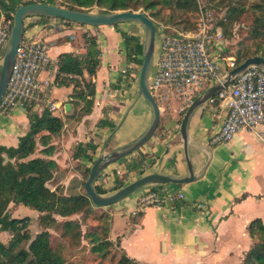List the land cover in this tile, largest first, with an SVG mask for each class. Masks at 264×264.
I'll return each mask as SVG.
<instances>
[{
	"label": "crops",
	"instance_id": "crops-1",
	"mask_svg": "<svg viewBox=\"0 0 264 264\" xmlns=\"http://www.w3.org/2000/svg\"><path fill=\"white\" fill-rule=\"evenodd\" d=\"M32 21L28 18L25 25ZM128 23H122L120 27L129 32ZM74 26L59 34L48 35L51 40L50 64L41 72L40 78L52 83L40 93L38 106L43 107L41 102L47 98L58 106L53 114L65 122L61 136L55 140L59 148L53 158L61 167L57 172L62 175L58 185L66 187L72 178H80L81 175L72 167L78 163L72 159L78 143L100 144L96 159L107 142L114 145L113 149L126 144L140 136L152 120V111L146 101L138 93L131 96L134 86L126 92L116 87L123 84L118 78L126 68L122 59L125 42L122 34L112 25L85 26L84 32H91L97 37L102 57L96 74L89 76L86 73L80 77L91 81L94 77L96 93L92 112L82 115L80 120L76 119L82 105L78 106L70 97L75 82L71 79L72 75L59 73L58 70L59 57L63 53L83 54L86 51L84 37L77 35V39ZM41 31L44 34L47 30L35 26L26 32L28 36H33ZM223 51L224 44L213 49L214 57L222 68L225 66L221 57ZM174 101L170 106L160 107V124L154 135L141 151L129 155L146 154L144 174H187L180 118L190 104L184 106ZM67 104H71L68 111L65 108ZM226 113L225 102H207L195 111L190 120L189 148L197 180L182 185H150L110 206L111 228L116 216L127 217L126 231L116 239L120 248L140 264H241L253 245L248 227L255 219L264 223V127L242 129L229 141L213 143L212 139L220 131ZM102 119L116 124V129L113 131L109 126H98ZM28 130L25 109L18 107L9 113L0 112V145L17 146L19 138ZM122 160L105 168L97 183L107 188L102 177L107 174L106 179L110 183L115 181L116 171L122 176L125 172ZM81 162L86 166L93 164L87 160ZM65 167L72 168L67 176L64 174ZM109 169L111 173L108 175ZM137 173L140 172H133L131 176ZM58 185L51 188L55 189ZM153 192L162 195L182 192L184 198L144 206L143 198Z\"/></svg>",
	"mask_w": 264,
	"mask_h": 264
},
{
	"label": "trees",
	"instance_id": "trees-1",
	"mask_svg": "<svg viewBox=\"0 0 264 264\" xmlns=\"http://www.w3.org/2000/svg\"><path fill=\"white\" fill-rule=\"evenodd\" d=\"M68 4L59 5L56 0H0V21L2 15L13 19L16 9L26 3L42 2L72 9L92 11L96 6L99 12L111 11H145L158 25L175 27L182 24L187 30H194L196 20H192L194 13L199 10L197 0H68ZM162 9H170L169 17L163 15ZM253 10L249 15L251 37L254 41L252 48L238 51L233 56L236 64H241L249 57L261 55L264 57V0L253 3L246 7L245 3L239 6H232L226 14L227 19L237 18L240 15ZM48 20L47 17H33V21L25 25V33L37 24ZM59 20H64L60 19ZM68 27L79 24L73 21L64 20ZM223 25V22H220ZM122 34L125 42L124 60L126 68L120 73L119 80L123 84L116 87L123 92L130 90L139 78V70L132 66V63H143L144 38L140 35L123 30L119 24L114 25ZM168 33L174 34L172 30ZM225 34V32H224ZM86 51L83 54L63 53L59 57V73L72 75L75 82L74 91L71 94L72 101L81 106L80 114L75 116L80 120L82 115L89 114L93 110L96 84L91 80L80 77L97 73L101 64L102 50L98 39L94 34L88 32L83 34ZM226 56V50L221 57ZM1 69V68H0ZM221 102L217 100L215 103ZM35 103L26 107L29 120V130L19 138L17 146L0 145V232H9L12 237L8 244L0 240V264H74L66 256L69 247L66 245L54 246L52 243V228L61 226V236L65 241H80L83 236L82 224L78 220L67 219L60 222L58 217L70 218L82 214L87 217L96 206L85 191V182L91 170V166L84 165L81 161L87 160L93 163L100 144L95 142L78 143L74 147L72 159L78 161L76 170L81 173L78 180L74 177L67 187L58 185L55 189L49 184L61 167L53 156L59 145L55 143L65 126V122L53 114L49 108L41 112L35 109ZM1 109V108H0ZM183 111L180 122L186 112ZM98 126H109L113 131L116 124L102 119ZM143 147V146H142ZM142 147L137 151H141ZM147 156L139 153L135 157L129 156L124 159V179L116 171L115 185L111 190L104 188L96 181V190L101 194L116 191L124 185L133 172L144 174L146 169ZM83 188V193L80 188ZM11 205H25L40 213L39 223L43 227L35 237L29 231L31 219L29 216L13 217ZM103 226V235L98 230L86 231L85 237L89 238L92 244L91 250L102 257L107 256L110 248L114 245L110 239L112 215L109 212ZM253 245L246 252L241 264H264V223L261 219L253 220L248 227ZM23 243L29 246L22 247ZM69 245V243H68ZM119 245V240H118ZM121 249V248H120ZM122 250V249H121ZM117 264H139V262L122 250Z\"/></svg>",
	"mask_w": 264,
	"mask_h": 264
},
{
	"label": "built area",
	"instance_id": "built-area-1",
	"mask_svg": "<svg viewBox=\"0 0 264 264\" xmlns=\"http://www.w3.org/2000/svg\"><path fill=\"white\" fill-rule=\"evenodd\" d=\"M201 14L194 30L158 25L150 87L155 98H159L162 103L173 96L181 98L180 100L189 105L196 96L237 66L233 56L222 58L225 61L223 68L214 58V47L223 44V30L215 25L210 13L201 10ZM12 24L13 19L2 17L0 65ZM35 26L47 31L29 37L24 35L17 48L12 74L0 108L25 107L35 102L37 104L40 93L52 83L51 80L40 78L41 72L50 64L51 40L48 35L52 31L67 30L68 27L64 20L57 18H48L46 22ZM169 29L176 34L168 33ZM94 81L93 77L92 82ZM217 100L225 102L227 113L220 131L212 139L213 143L229 141L242 129L264 127V70L257 66L248 67L208 102L214 104ZM43 102V108H49L51 111L58 108L47 98L43 99ZM182 198V192L164 195L153 192L145 196L142 202L144 206L161 205Z\"/></svg>",
	"mask_w": 264,
	"mask_h": 264
},
{
	"label": "water",
	"instance_id": "water-1",
	"mask_svg": "<svg viewBox=\"0 0 264 264\" xmlns=\"http://www.w3.org/2000/svg\"><path fill=\"white\" fill-rule=\"evenodd\" d=\"M32 17L60 18L93 27L109 25L114 26L116 24L126 22H138L143 26L144 52L143 63L139 71L138 96L142 97L150 107L152 111V120L148 128L136 139L108 152L102 151L93 162L90 174L85 182V191L95 206H112L135 193L139 189L150 185H182L197 180L198 176L194 171L192 156L189 148V123L193 114L198 108L206 104L211 97L215 96L222 89L229 86L248 67L257 66L264 70V57L261 55L249 57L241 64H238L234 68L230 69L220 80L196 96L188 106L180 124V134L188 167L186 175L174 176L159 172L147 173L127 183L112 193L101 194L96 190L95 185L104 169L109 165L128 157L144 146L152 138L160 124L161 108L150 87V77L155 60L156 44L158 39V24L145 11L140 10L95 12L72 9L42 2L26 3L19 6L13 14L11 32L2 53L0 69V105L8 88L13 65L17 55V48L24 38L25 22L28 18ZM70 107L71 104H67L65 106L66 111H68Z\"/></svg>",
	"mask_w": 264,
	"mask_h": 264
},
{
	"label": "rangeland",
	"instance_id": "rangeland-1",
	"mask_svg": "<svg viewBox=\"0 0 264 264\" xmlns=\"http://www.w3.org/2000/svg\"><path fill=\"white\" fill-rule=\"evenodd\" d=\"M34 1H39V0H34ZM263 0H197L198 4H199V10L198 12L192 17V20H196V26L201 18V10L206 12L207 14L210 13L212 16V20L215 23V25H218L222 28L223 30V44H224V50H226V55L227 56H237L238 51L243 50V49H247V48H252L253 47V39L251 37V30H250V20H249V15L253 14V10L248 11L247 13H244L242 15H240L237 18H231V19H227L226 18V14L228 13L229 9L232 6H239L240 3H245L246 7H249L251 4L253 3H259L262 2ZM56 2L61 5V4H68L69 1L68 0H56ZM92 11L95 12H99V9L94 6L91 8ZM163 10V15L166 17H169V15L171 14V10L170 9H162ZM6 15H2V17ZM1 17V19H2ZM9 18V17H7ZM33 19V17H32ZM1 22V21H0ZM220 22H223V25L220 24ZM67 25V24H66ZM87 25H77L75 24L74 26V35H79L82 36L84 33L85 27ZM120 26V24H119ZM128 30L129 32L136 34V35H140L144 38V29L143 26L138 23V22H130L128 23ZM68 27V26H67ZM184 27V25L179 24L176 25L175 28L180 29ZM196 28V27H195ZM66 30V29H65ZM69 30V29H68ZM60 31H52L49 33V35H55V34H59ZM225 32V34H224ZM90 34H92L91 32H88ZM174 34H176L175 32H173ZM26 37H29L26 34H24ZM68 35H66L67 37ZM78 39V37H77ZM80 39V38H79ZM157 47V44H156ZM224 52V51H223ZM215 55V54H214ZM124 56L123 55L122 59L123 62L125 63L124 60ZM215 58V57H214ZM126 64V63H125ZM132 66H135V68H138V70L140 71L141 65L140 64H133ZM1 68V65H0ZM138 80L134 83V87L131 89V96H136V94L138 93ZM81 82H84V78H80ZM47 88L44 89L47 90ZM205 91V90H204ZM179 101L182 105L186 106L187 103H185L183 100H180L181 98L178 97H173L170 96L165 102H161L159 100V98H156V100H158V104L159 106L162 108L163 106H170L171 103L174 101ZM42 101V100H41ZM175 102V101H174ZM40 104V96H39V103L35 104V109L37 111L39 110H43L44 106H45V102H41V105L43 107H38ZM28 106V105H27ZM19 107L22 109H25L26 111V107ZM18 108V107H15ZM13 108H8V109H4L1 108L0 112L2 113H9L10 111L15 109ZM114 145H112V143L110 142V144L107 142V146H105V149L103 150L104 152H108L110 150H112L114 147ZM124 160V159H123ZM122 160V161H123ZM76 163H74V165L72 166L73 169H75ZM70 168L68 169V167H65V176H67V173L70 171ZM72 169V168H71ZM111 173V169H109V173L108 175ZM142 174L137 173V174H133L131 176V178L127 179L126 182L129 183L132 179H135L136 177H141ZM62 177V175H60V172L57 173L55 175V178L51 181V183L49 184V186L51 187H55L56 185H58V183L60 182V178ZM126 176L124 174H122V178L124 179ZM78 180L80 178L79 176L76 177ZM104 180V184L107 187V190H111V188L115 185V181L111 180V182L109 183L107 178V174L106 176L102 177ZM74 180V178H72ZM60 185V184H59ZM156 186V185H153ZM66 187V185H65ZM148 187V186H147ZM83 188L81 186L80 188V192L83 193ZM112 193V191H111ZM109 194V193H107ZM109 208L110 206L107 207H102V206H96L95 209H93V211L91 212L90 215H88L87 217L83 216L82 214H78V215H74L70 218H63V217H58L60 222H63L67 219H72V220H78L81 222L82 224V230H83V236L81 238L80 241H74V242H69V241H65V239L61 236V232H62V228L61 226L59 228H52L50 229V231L53 234V238H52V243L54 246H57L60 244L61 245H66L68 248V250L66 251V256L67 258L72 261L74 264H117L118 260L120 258V254L122 253V250L120 249V245H118V240L117 237L121 236V234L126 231L125 227H126V222H127V217H123V215L120 216H116L113 223V227L111 228V232H110V238L113 241V246L110 248V251L108 252L107 256L102 257L101 255H97L96 253H93L91 250L92 244L89 241V238L85 237V232L86 231H93V230H98L101 234L102 237H104L103 235V226L106 224L105 223V219H103L104 216H106L107 214H109ZM11 212L13 217H25V216H29L31 219V224H30V233L33 237H35L40 231L43 230V227L40 225L39 223V217H40V213L37 210H34L30 207H27L25 205H18V206H14L11 205ZM12 237V234L9 232H0V240L3 241L4 243L8 244L10 239ZM69 243V245H68ZM29 243H23L22 247H28ZM140 264V263H139Z\"/></svg>",
	"mask_w": 264,
	"mask_h": 264
},
{
	"label": "bare ground",
	"instance_id": "bare-ground-1",
	"mask_svg": "<svg viewBox=\"0 0 264 264\" xmlns=\"http://www.w3.org/2000/svg\"><path fill=\"white\" fill-rule=\"evenodd\" d=\"M143 189V188H142ZM139 190H141V189H139Z\"/></svg>",
	"mask_w": 264,
	"mask_h": 264
}]
</instances>
